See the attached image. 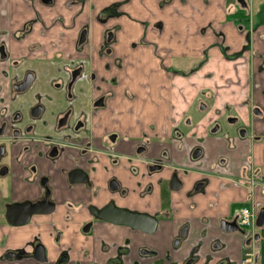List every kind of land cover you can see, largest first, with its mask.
Segmentation results:
<instances>
[{"label": "flooded vegetation", "instance_id": "flooded-vegetation-1", "mask_svg": "<svg viewBox=\"0 0 264 264\" xmlns=\"http://www.w3.org/2000/svg\"><path fill=\"white\" fill-rule=\"evenodd\" d=\"M40 1L47 7L55 5V0ZM78 1H70L67 8ZM82 2L88 5L90 21L77 33L74 54L18 61L12 60L6 43L0 44V62L10 65L2 71L5 84L0 82V264H142L141 260L156 254L146 244L162 218L159 209L151 212L147 207L155 208L156 198L162 204L171 200V194L182 191L187 182L191 189L186 196L219 199L221 193L210 190L214 179L227 180L219 181L220 191H240L231 209L233 221H223L222 229L242 237L241 264L246 254L250 257L246 264H264V223H257L264 210V203L257 200H264V19H258L249 0H237L238 8L228 10L242 39L237 52L227 43L224 28L208 27L215 40L210 47L220 49L225 59L240 60L237 68L244 70L246 88L241 103L248 106L250 118L246 121L240 109L230 104H217L211 91H200L184 108L170 138L150 137L143 124L144 106L117 103L118 108H113L112 90L96 96L93 63L96 57L114 53L121 27L106 28L97 51L91 23L105 25L107 20L96 15L97 0ZM129 2H115L111 17H122V6ZM141 26L143 34L132 48L150 49L162 64L169 53L148 40L147 21ZM28 33L26 26L18 36ZM46 62L52 66L42 71L34 67ZM165 70L170 75L180 73L177 68ZM117 83L112 81L114 86ZM123 96L129 102L135 99L128 90ZM126 117L135 120L133 129L124 127ZM204 123L205 133L229 141L231 152L238 149L237 140L248 143L239 175H232L229 155L220 153L208 163L205 137L197 134ZM96 130L103 131L100 139ZM189 139L194 145L184 161L191 164L178 165L172 146L182 150ZM100 170L107 177L103 190L96 184ZM244 208L255 215L251 226L241 224ZM174 214L172 209L165 218ZM122 217L126 222L116 223ZM150 220L155 221L152 231H148ZM227 223H235V230L229 231L235 225ZM185 233L186 228L174 245ZM95 235L99 253L94 251ZM88 238L91 248L79 249V241L83 247ZM134 244L139 246L135 254Z\"/></svg>", "mask_w": 264, "mask_h": 264}, {"label": "crops", "instance_id": "crops-1", "mask_svg": "<svg viewBox=\"0 0 264 264\" xmlns=\"http://www.w3.org/2000/svg\"><path fill=\"white\" fill-rule=\"evenodd\" d=\"M70 1L77 0H55L53 7L45 6L40 0H0V44L4 42L8 45L12 60H50L65 53L74 54L73 42L77 33L90 19L88 5L79 0L67 8ZM120 1L95 2L96 15L102 21L107 20L105 25L96 20L91 23L92 42L97 51L102 48L106 28L114 25L121 27L113 45L114 53L96 57L93 63L97 75L96 96L112 90L116 94L109 101L113 108H118L117 103H138L144 106L146 114L143 115V124L150 137L170 138L184 108L193 103L200 91H211L217 104H230L240 109L246 121L250 118L248 106L241 103L246 88L244 70L242 67L237 68L240 60L225 59L220 49L211 48L215 40L208 29L210 26L217 30L224 28L227 43L233 51H239L241 35L228 17L229 9L238 8L237 0H131L122 6L125 13L122 17H111L114 3ZM249 3L258 19H264V0H249ZM143 21L148 23V40L156 42L169 53L162 64L150 49H133L131 46L143 34ZM26 26L30 27V33L19 37L20 31ZM50 66V62H46L34 67L42 71ZM119 66L125 70L119 69ZM193 67L197 68L196 72L188 75ZM9 68L8 61L0 62L2 84H5L2 71ZM165 68H177L180 73L170 75ZM114 79L118 82L116 86L112 84ZM126 90L135 96L133 101L124 98ZM124 121L125 128L133 129L135 126V120L131 117H126ZM205 125L200 124L197 134L205 137L208 163H213L220 153L229 155L233 160L232 175H239L238 170L249 153L248 143L237 140L238 149L231 152L229 141L219 136H208ZM102 132L96 130L98 139ZM193 145L189 139L182 150V146H172L176 164H191L188 160L184 161V158ZM194 176L197 178L198 174ZM214 180L210 190L219 191V199L203 195L186 196V192L191 189V183L187 182L182 191L171 194V200L165 199L162 204L156 198V207H147L151 212L159 209L162 218L156 235L149 238L146 244L156 254L141 260L142 264H187L190 260H193L192 264H217L220 260L225 264H241L242 237L222 229L223 221H233L231 209L233 203L239 200L237 193L240 191H220L219 181L227 183V180ZM106 181L107 177L100 170L96 177L97 186L105 189ZM257 200L264 203L261 197ZM172 209L175 211L172 218H165ZM184 228L185 236L181 237L177 246L174 245ZM98 235L103 236L104 233ZM93 238L94 251L99 253L96 235ZM89 240L82 243L83 247L79 241V249L91 248ZM138 247L135 244L132 246L134 254Z\"/></svg>", "mask_w": 264, "mask_h": 264}, {"label": "water", "instance_id": "water-1", "mask_svg": "<svg viewBox=\"0 0 264 264\" xmlns=\"http://www.w3.org/2000/svg\"><path fill=\"white\" fill-rule=\"evenodd\" d=\"M178 186H179V184H178L176 187H173V188L177 189ZM101 216L104 218L103 215H101ZM123 218H125V217H122V219H120V220H116V223H123V222L125 223L126 221H123V220H124ZM107 220H109V221H115V220L112 219L111 217H108ZM257 223H258V225H262V224L264 223V210L261 212V215H260V217L258 218ZM227 225H229V226H233V225H235V223H227ZM148 226H149V227H148V228H149L148 231H152V230L154 229V227H155V221L150 220ZM226 228H227V227H226ZM235 228H236V225H235V227H233V228H231V229H230V227H228L229 231H234Z\"/></svg>", "mask_w": 264, "mask_h": 264}, {"label": "built area", "instance_id": "built-area-1", "mask_svg": "<svg viewBox=\"0 0 264 264\" xmlns=\"http://www.w3.org/2000/svg\"><path fill=\"white\" fill-rule=\"evenodd\" d=\"M254 216L255 215L252 214L248 208L242 209L240 216L241 224L245 226H251L254 221ZM249 261H250V257L249 255L246 254L243 262L246 264Z\"/></svg>", "mask_w": 264, "mask_h": 264}, {"label": "rangeland", "instance_id": "rangeland-1", "mask_svg": "<svg viewBox=\"0 0 264 264\" xmlns=\"http://www.w3.org/2000/svg\"><path fill=\"white\" fill-rule=\"evenodd\" d=\"M257 2H260V1H262V0H256Z\"/></svg>", "mask_w": 264, "mask_h": 264}]
</instances>
